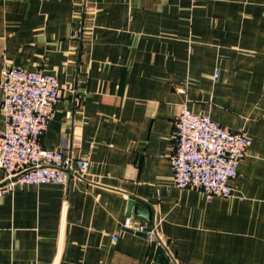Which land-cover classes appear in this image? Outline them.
<instances>
[{
    "label": "crops",
    "instance_id": "0c3cea01",
    "mask_svg": "<svg viewBox=\"0 0 264 264\" xmlns=\"http://www.w3.org/2000/svg\"><path fill=\"white\" fill-rule=\"evenodd\" d=\"M5 61L58 77L43 145L90 166L0 196V264H264V0H0ZM182 106L252 138L235 196L174 184Z\"/></svg>",
    "mask_w": 264,
    "mask_h": 264
},
{
    "label": "built area",
    "instance_id": "2783aa9c",
    "mask_svg": "<svg viewBox=\"0 0 264 264\" xmlns=\"http://www.w3.org/2000/svg\"><path fill=\"white\" fill-rule=\"evenodd\" d=\"M61 90L54 74L9 61L3 63L0 91L5 128L0 132V168L5 172V182L0 186V196L15 186L65 184L71 172L82 178L88 174V157L43 145ZM171 137V164L177 187L200 189L209 199L235 196L233 181L253 143L246 132L224 127L209 115L196 114L182 106L174 119ZM122 227L143 234L150 243L161 242L156 223L129 215Z\"/></svg>",
    "mask_w": 264,
    "mask_h": 264
},
{
    "label": "water",
    "instance_id": "95a60500",
    "mask_svg": "<svg viewBox=\"0 0 264 264\" xmlns=\"http://www.w3.org/2000/svg\"><path fill=\"white\" fill-rule=\"evenodd\" d=\"M135 204L136 207L140 210V213L144 216H146L147 218L149 217V212L148 210L145 208V206L143 205V203L141 202H135L134 199H131L129 202V205ZM164 251L160 250L159 251V258L157 259L155 264H170L169 259L167 258V256L164 255Z\"/></svg>",
    "mask_w": 264,
    "mask_h": 264
}]
</instances>
